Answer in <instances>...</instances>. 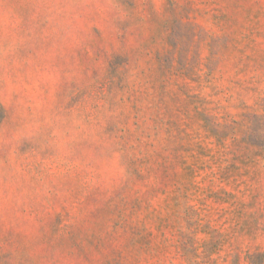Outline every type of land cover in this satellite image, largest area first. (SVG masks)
I'll return each mask as SVG.
<instances>
[{
    "label": "rangeland",
    "instance_id": "obj_1",
    "mask_svg": "<svg viewBox=\"0 0 264 264\" xmlns=\"http://www.w3.org/2000/svg\"><path fill=\"white\" fill-rule=\"evenodd\" d=\"M0 264H264V0H0Z\"/></svg>",
    "mask_w": 264,
    "mask_h": 264
}]
</instances>
